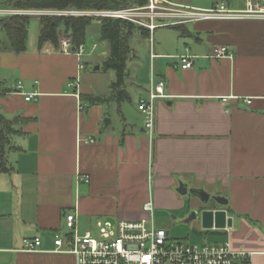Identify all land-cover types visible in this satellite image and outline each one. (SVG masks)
Listing matches in <instances>:
<instances>
[{"label":"crops","instance_id":"obj_1","mask_svg":"<svg viewBox=\"0 0 264 264\" xmlns=\"http://www.w3.org/2000/svg\"><path fill=\"white\" fill-rule=\"evenodd\" d=\"M171 1L197 8L224 1L240 10L249 0H234L233 6L227 0ZM159 28L157 56L152 60L150 52L149 80L138 85L134 113L124 101L84 99L107 96L81 86L78 98L68 85L77 77L81 82L77 56L49 42L40 46L39 36L28 38L20 53L0 47V89L22 81L24 90L40 92L36 101L0 93V131L5 125L14 129L6 133L8 169H0V264H75L72 254L56 252L54 245L67 230L68 215H76L83 234L100 219L140 218L152 197L163 210H183L188 195L177 191L180 180L227 199L221 208L233 224L202 228L221 234L210 243L228 242L251 253L252 264H264V18ZM221 45L233 57L213 56ZM185 54L195 56L190 68L181 65ZM152 73L165 80L167 97L157 100L149 133L138 101ZM89 136L95 141H80ZM83 175L89 180H80ZM36 236L41 248L23 250V238Z\"/></svg>","mask_w":264,"mask_h":264},{"label":"built area","instance_id":"obj_2","mask_svg":"<svg viewBox=\"0 0 264 264\" xmlns=\"http://www.w3.org/2000/svg\"><path fill=\"white\" fill-rule=\"evenodd\" d=\"M10 12L22 11L0 10V14ZM79 12L81 14L97 12L104 17L128 19L145 27L149 31L153 60L157 56L154 52V31L157 28L189 21L264 18V0H249L246 8L240 10L231 9L224 1L217 2L211 8H197L171 0H149L147 5L140 7ZM79 12L70 11L68 14ZM96 47L95 43L93 48ZM59 49L63 53L76 55L79 70L84 69L85 44L75 45L71 37L63 36ZM213 56L233 57V52L229 46L221 45L216 48ZM194 59V55H182L180 57L182 67H192ZM153 74L147 94L141 96L138 101V109L143 114L145 128L149 133L153 132L156 121L157 100L167 97L165 80L156 79ZM68 85L75 88L74 93L80 98V78L70 80ZM0 93L23 94L26 101H36L40 96L38 89L24 90L22 81H18L8 90L0 89ZM252 101V97L244 98L247 104H251ZM83 106L80 103V108ZM81 140L90 143L95 141L93 136L81 137ZM80 180L88 181L89 177L83 175ZM143 212V216L137 219L98 220L97 235L90 231L81 234L76 228V215H68L65 222L66 232L55 238V251L72 254L75 257V264H252L251 253L235 251L228 242L198 244L183 239H172L169 230L157 226L152 199L144 203ZM22 243L23 250L38 251L42 246V239L38 236L24 237Z\"/></svg>","mask_w":264,"mask_h":264},{"label":"trees","instance_id":"obj_3","mask_svg":"<svg viewBox=\"0 0 264 264\" xmlns=\"http://www.w3.org/2000/svg\"><path fill=\"white\" fill-rule=\"evenodd\" d=\"M149 0H0V4L6 7L37 8V9H81V10H112L140 7L147 5ZM32 16L29 14L0 15V47L7 46L16 53L27 49L29 29ZM41 28L39 33V44L49 42L56 48L60 46L63 36L72 38L75 45L85 44L87 29L94 22V18L87 16H65L43 14L39 17ZM101 38L109 43V55L104 61L105 70L115 71V80L111 84V93L107 97L83 95L84 99L93 102L122 101L131 100V96L126 89V79L129 74L128 61L136 57L131 47V39L135 31H140L144 37L149 36V31L142 26L113 17L98 19ZM183 35L186 32L183 25H177ZM6 34L7 41L2 38V33ZM14 129L5 125L0 131V169L7 170V160L5 157L6 133H13Z\"/></svg>","mask_w":264,"mask_h":264},{"label":"rangeland","instance_id":"obj_4","mask_svg":"<svg viewBox=\"0 0 264 264\" xmlns=\"http://www.w3.org/2000/svg\"><path fill=\"white\" fill-rule=\"evenodd\" d=\"M213 1V0H207ZM231 6L234 4V0H227ZM246 8V6H245ZM0 10L9 11H22V12H10L5 15H15V14H29L32 16L30 29H29V39L38 37L41 28V21L39 19L40 15L52 13L51 15H65V16H87L94 18V22L88 27L85 47L86 51L83 56V63L85 64L84 69L81 71V90H90L96 94H105L108 96L111 93V84L115 80V71L105 70L104 61L109 55V43L102 40L99 31V21L98 19L102 17L101 14L97 12H90V14H81L79 11H84L81 9H65V10H55V9H37V8H19V7H6L0 4ZM54 11V12H53ZM70 11H77L79 13L68 14ZM64 13V14H62ZM3 15V14H0ZM128 20V19H127ZM130 21V20H128ZM136 26H139L137 23ZM160 30H166L168 27ZM2 38L7 41V36L2 33ZM97 44L96 48L94 44ZM131 47L136 54V57L130 58L128 61L129 74L126 79V89L130 93L131 100L124 101L127 105L130 113H134L132 108L136 107V98L138 97L139 86L144 84V82L149 80L150 73V42L149 36L144 37L140 31H135L131 39ZM103 96V95H102ZM108 105V104H107ZM114 105V104H113ZM114 107V106H112ZM114 112V111H113ZM113 118L118 119V110L113 113ZM186 207L183 210H163L160 205H156L154 198L152 200L156 207L154 212L156 224L159 227H163L170 231V236L172 239H183L192 243H203V242H218L221 234L205 232L202 229L201 224V210L198 211V205L201 203L198 197L194 195H188L186 197ZM159 206V207H158ZM206 206H209L206 205ZM196 213V214H195ZM196 216H195V215ZM111 220V219H110ZM86 227L83 230V234L86 231L91 230L93 235H97L99 232L98 226ZM63 234V233H62Z\"/></svg>","mask_w":264,"mask_h":264},{"label":"water","instance_id":"obj_5","mask_svg":"<svg viewBox=\"0 0 264 264\" xmlns=\"http://www.w3.org/2000/svg\"><path fill=\"white\" fill-rule=\"evenodd\" d=\"M109 122L110 119L107 118L106 124H108ZM177 191L184 196L189 194L194 195L198 197L204 204H207L209 199L212 197V195L206 190L202 188L189 187V185L185 183L183 180L179 181ZM213 198L220 205L227 204V199H225L220 195H214ZM201 224H202V228L204 229H224L226 227L232 226L233 219L232 217L228 216V211L224 208L203 209L201 210Z\"/></svg>","mask_w":264,"mask_h":264},{"label":"flooded vegetation","instance_id":"obj_6","mask_svg":"<svg viewBox=\"0 0 264 264\" xmlns=\"http://www.w3.org/2000/svg\"><path fill=\"white\" fill-rule=\"evenodd\" d=\"M208 204H209V206H206ZM221 207L222 206L213 198V195H212V197L209 199L207 204H204L201 201V203L198 205V211L203 210V209H217V208H221Z\"/></svg>","mask_w":264,"mask_h":264}]
</instances>
